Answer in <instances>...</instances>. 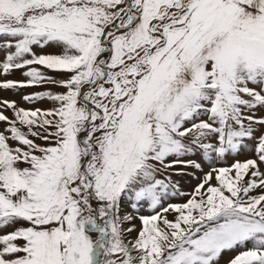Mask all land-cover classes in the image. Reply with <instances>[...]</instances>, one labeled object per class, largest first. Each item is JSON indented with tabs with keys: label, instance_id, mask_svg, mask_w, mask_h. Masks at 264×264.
Segmentation results:
<instances>
[{
	"label": "snow or ice",
	"instance_id": "obj_1",
	"mask_svg": "<svg viewBox=\"0 0 264 264\" xmlns=\"http://www.w3.org/2000/svg\"><path fill=\"white\" fill-rule=\"evenodd\" d=\"M0 54L65 89L0 99V264H264V0H0Z\"/></svg>",
	"mask_w": 264,
	"mask_h": 264
},
{
	"label": "rangeland",
	"instance_id": "obj_2",
	"mask_svg": "<svg viewBox=\"0 0 264 264\" xmlns=\"http://www.w3.org/2000/svg\"><path fill=\"white\" fill-rule=\"evenodd\" d=\"M38 53L41 52L39 48L35 49ZM59 49L53 46L46 47L43 49V52L46 54H55L59 53ZM3 59V55L0 54V60ZM40 68L41 71H44L45 74L52 78H59L62 74L53 72L50 70L44 69L42 66H37ZM23 80L25 77H23L22 72L20 70H13L9 74H0V81L5 80ZM43 90H51L53 92H63L65 91L64 88L53 85L51 83H44L39 86L34 87H25V88H19V89H9V90H3L0 89V99H7L11 101H15L17 106L23 107L25 109H35V108H41V109H47L52 107V102L48 100H41L36 102H25L22 100V96L29 93H36ZM0 111H3L5 115L12 117L13 113L11 110H5L3 108H0ZM254 114L256 117H264V107H257L254 111ZM7 127L5 122H0V131H3ZM23 131H26V129L22 128ZM264 131V126L260 127L259 131H256V135L259 136L260 132ZM31 138V137H30ZM10 144H13L15 146L14 142L9 141ZM36 143H43V141L36 140ZM245 148L239 152L238 155H230L225 160L218 161L215 164H210L209 162L205 161L202 167V170H195L191 167L185 168L183 165H177L175 168L170 169L169 171L172 173V179L176 181L179 184V187L182 191L185 193L190 192L197 183H199V180L203 178L204 173L211 170L212 167H223V166H230L235 161L239 160L243 162L245 159L253 158L255 159L254 155V148L253 145L255 141H253L250 138L245 139ZM194 156L185 157V159H194ZM21 167L24 165L21 164ZM261 170L264 171V165H261ZM177 172H181L183 174H176ZM213 183L215 181L213 180ZM187 195L184 197H176L173 198L171 201L172 203H178V202H184L187 200ZM125 211H127V205H125ZM151 214L148 209H144L142 212L139 213V215H148ZM136 215V214H134ZM169 219H173V214H168ZM130 226H134V230L128 233L126 239H134L137 236L138 231L142 227L141 221L136 218L131 222V225L125 224L124 227L128 228ZM12 227L14 226H8L4 227L3 229H0V233H7L12 230ZM19 243V242H18ZM251 246V245H249ZM245 248L243 247H237L234 250L225 251L221 257L219 258V264H227V262L230 260V258L237 255L240 251H244Z\"/></svg>",
	"mask_w": 264,
	"mask_h": 264
},
{
	"label": "crops",
	"instance_id": "obj_3",
	"mask_svg": "<svg viewBox=\"0 0 264 264\" xmlns=\"http://www.w3.org/2000/svg\"><path fill=\"white\" fill-rule=\"evenodd\" d=\"M170 214V213H169Z\"/></svg>",
	"mask_w": 264,
	"mask_h": 264
}]
</instances>
